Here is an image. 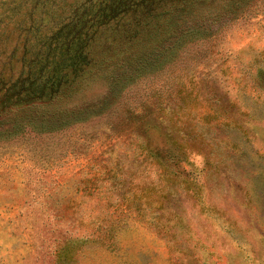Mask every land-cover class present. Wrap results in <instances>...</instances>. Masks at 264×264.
I'll list each match as a JSON object with an SVG mask.
<instances>
[{
    "label": "rangeland",
    "instance_id": "1",
    "mask_svg": "<svg viewBox=\"0 0 264 264\" xmlns=\"http://www.w3.org/2000/svg\"><path fill=\"white\" fill-rule=\"evenodd\" d=\"M230 1L142 48L105 34L83 86L0 127V264H264V0Z\"/></svg>",
    "mask_w": 264,
    "mask_h": 264
},
{
    "label": "trees",
    "instance_id": "2",
    "mask_svg": "<svg viewBox=\"0 0 264 264\" xmlns=\"http://www.w3.org/2000/svg\"><path fill=\"white\" fill-rule=\"evenodd\" d=\"M14 3L22 16L15 15L12 9L7 20L1 23L14 30L13 36L7 35L4 42L14 38V44L8 49L9 56L4 55L7 59L0 62V127L30 122L35 116L28 113L43 104L61 102L83 86L92 67H102L99 62L94 63L92 54L105 34L118 38L121 45L128 46L127 50L133 46L142 48L151 41L161 40L160 33L154 30L155 24L163 25L162 30L171 33L196 17L191 22L204 28L208 18H213L211 14L220 15L219 12H229L231 5L232 8L239 5L230 0H81L69 7H56L53 0H17ZM28 3H32V10L21 12L23 5ZM5 50L0 47V57ZM19 52L21 55L17 59ZM137 54H141L140 50ZM18 63L19 68L16 67ZM6 66L7 73L3 70ZM123 73L116 71L110 76L117 78ZM52 113L47 112L45 116L54 117ZM163 157L172 166L174 175H190L186 159L170 153Z\"/></svg>",
    "mask_w": 264,
    "mask_h": 264
}]
</instances>
